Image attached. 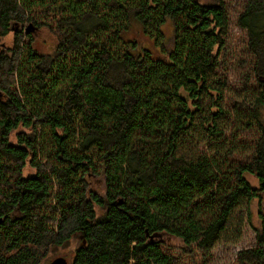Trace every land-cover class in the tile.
<instances>
[{
    "label": "trees",
    "instance_id": "1",
    "mask_svg": "<svg viewBox=\"0 0 264 264\" xmlns=\"http://www.w3.org/2000/svg\"><path fill=\"white\" fill-rule=\"evenodd\" d=\"M236 3L229 84L224 0H0V264L77 234L72 264H196L263 198L264 0Z\"/></svg>",
    "mask_w": 264,
    "mask_h": 264
},
{
    "label": "rangeland",
    "instance_id": "2",
    "mask_svg": "<svg viewBox=\"0 0 264 264\" xmlns=\"http://www.w3.org/2000/svg\"><path fill=\"white\" fill-rule=\"evenodd\" d=\"M224 1L228 7L231 19L229 32V53L232 60L229 64V84H231L235 80L242 81L241 70H247L250 53L246 50L247 36L236 22L241 10L236 0ZM202 2L212 3V0H202ZM10 36V38H13L12 35ZM7 42L10 43V40ZM51 42L52 40H50ZM238 62L241 63V69ZM33 173L34 170L30 168L26 175H32ZM87 188L88 192L92 191L103 196L106 188L105 177L103 175H90ZM261 200V202L253 201L250 203L247 200H243L239 207L232 212L227 228L218 244L205 258L197 255V258L194 259L196 264H236L237 257L241 251L258 246V229L262 228L261 224L264 216V195ZM84 245L85 241L82 235L77 234L64 245L49 246L41 264H51L60 257L66 258L69 264H72L76 251Z\"/></svg>",
    "mask_w": 264,
    "mask_h": 264
},
{
    "label": "water",
    "instance_id": "3",
    "mask_svg": "<svg viewBox=\"0 0 264 264\" xmlns=\"http://www.w3.org/2000/svg\"><path fill=\"white\" fill-rule=\"evenodd\" d=\"M32 30L31 26L28 28V32H30ZM2 97V94L0 92V99ZM1 221V220H0ZM156 237H161V235H155ZM51 264H68V261L66 260V258L60 257L55 259Z\"/></svg>",
    "mask_w": 264,
    "mask_h": 264
},
{
    "label": "flooded vegetation",
    "instance_id": "4",
    "mask_svg": "<svg viewBox=\"0 0 264 264\" xmlns=\"http://www.w3.org/2000/svg\"><path fill=\"white\" fill-rule=\"evenodd\" d=\"M67 260V259H66ZM68 261V260H67ZM68 264H69V262H68Z\"/></svg>",
    "mask_w": 264,
    "mask_h": 264
}]
</instances>
